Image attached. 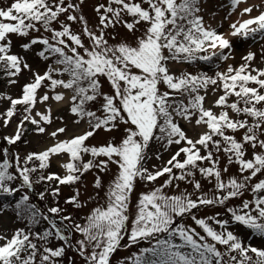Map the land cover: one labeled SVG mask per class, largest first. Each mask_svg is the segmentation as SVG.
<instances>
[{
  "label": "snow or ice",
  "instance_id": "1",
  "mask_svg": "<svg viewBox=\"0 0 264 264\" xmlns=\"http://www.w3.org/2000/svg\"><path fill=\"white\" fill-rule=\"evenodd\" d=\"M83 3L13 0L6 8L0 7V73L10 85L17 84L25 70L32 73L19 97L0 95V100L9 102L0 112L3 127L23 109L14 133L2 140L8 146L22 142L26 124L33 125L38 135L44 134L43 125L53 121L49 101L56 105L67 102L73 123L83 121L87 126L82 133L23 158L10 147L0 148V198L21 193L14 204L0 203V214L11 208L18 220L27 221L25 228H17L10 237L0 234V264H64L69 250L83 264H110L125 236L126 247L149 243L133 254L131 264H264V248L246 245L229 230L233 224L239 225L264 239V178H260L264 176V68L253 66L256 54L251 51L242 57L243 64H228L213 76L204 72L177 75L170 68L173 62L232 59L229 36L264 40V0L241 9L227 33L218 31L222 23L213 26L215 12L210 20L205 19L202 13L207 0H105L94 8L98 17L94 27L82 14ZM242 3L247 0H230L228 16ZM254 10L259 14L251 15ZM73 24L81 25L80 30L74 31ZM117 26L133 39L117 40ZM13 36L29 38L20 45L25 53L41 46L35 54L45 62L52 60L43 73L13 52ZM103 80L110 91L104 90ZM42 88L46 89L43 94ZM210 94L216 98L206 107ZM38 104L45 106L44 111L36 110ZM180 121L201 131L190 137ZM101 130H122V135L118 142L86 143ZM66 131L60 127L49 135L55 139ZM154 144L158 146L157 160L160 148L178 147L162 166L149 170L146 164ZM61 155L68 157L60 163L65 174H45L51 158ZM86 156L91 158L85 160ZM112 165L116 171L105 191V203L93 208L82 222L70 214L62 215L67 209L59 206L58 199L47 213L59 217V224L30 203L28 190L34 183L49 185L39 199L46 195L58 198L60 185H75L94 169L109 172ZM232 165L237 166L238 174L225 179ZM36 173L40 175L34 181ZM165 176L162 184L140 194L135 214L130 215L136 182L154 184ZM197 176L211 185L208 191ZM180 183L191 185L192 191H165L179 189ZM94 187H104L99 175ZM249 191L251 199H243L235 207L228 205ZM64 203L75 209L86 206L80 201L79 189ZM209 207H223L228 219H220L219 212L197 217L196 212ZM186 216L203 235L182 222ZM41 221L49 226L37 230ZM73 234L79 237L74 248ZM53 241L59 243L53 245Z\"/></svg>",
  "mask_w": 264,
  "mask_h": 264
},
{
  "label": "rangeland",
  "instance_id": "2",
  "mask_svg": "<svg viewBox=\"0 0 264 264\" xmlns=\"http://www.w3.org/2000/svg\"><path fill=\"white\" fill-rule=\"evenodd\" d=\"M13 0H0V7H7L9 6ZM105 0H84V3L81 5L82 8V14L87 19L88 24L90 27H94L98 23V17L97 14L94 11V8L99 3H103ZM210 2L214 3H220L221 5L213 9L210 13L204 12L202 13L205 16L206 20H210V14L212 12L216 13L215 19H211V22L213 23V26L216 24L222 23V26L219 27L218 31L225 32V30H230L229 25L231 22L235 21L237 18H233V16H228L230 12V0H210ZM227 17V19L225 18ZM63 19V17H61ZM72 28L74 31H79L81 28V25L79 24H73ZM141 31L143 30V25L140 26ZM111 31V30H109ZM116 34H117V40L127 38L128 40L133 39L126 31V29L121 28L117 26L116 28ZM38 33H32V36H37ZM47 35V33H45ZM139 35V33H137ZM29 38H21L13 36V52L22 55L25 57L27 62L32 66L34 70H39L41 73L45 70L47 64H51L52 60H49L47 62L40 59L35 53L39 50H41V46H34V50L25 53L20 48V45L23 43H26ZM87 43V41H85ZM115 42V41H110ZM231 43L233 44V51L231 53L232 59H229L226 62L219 63L217 61H213L211 63L201 62L197 61L195 63H175L173 62L170 64L171 71L175 74H180L182 72L192 73V74H198L201 72L207 73L209 76H213L216 71H223L226 69L228 64L233 65L234 67H238L239 65L243 64L245 61L242 59L243 56L247 55L249 51L254 52L256 54V59L253 61V66L264 68V55H262V46H264V40L257 39L256 41H253L252 39H242L240 37H233V40H231ZM228 51V50H225ZM218 65V66H217ZM64 79H67V76L63 77ZM32 79V73L25 70L20 77L18 78V83L15 85H10L8 83V78L5 76V84L0 87V95H11L13 98L19 97L22 94V86L28 82H30ZM104 90L110 91V86L107 83L106 80L102 81ZM59 90V89H58ZM46 91V89H41V94ZM220 93H217L216 95H219ZM216 98L214 95H209L205 106L210 107L212 104V101ZM65 103V102H64ZM49 104L52 107V116L53 121L50 125H43L47 131L44 134H37L33 129L34 126L31 124H26V132L24 136L22 137V142H19L17 145L14 146H8L6 142L2 140V137L11 135L14 133L17 127V123L19 119L21 118L23 114V109L20 108V111L18 112L17 116L13 117L12 121L10 122L8 127L2 126V121H0V148L3 147H10V150L12 153H19L21 158H23L27 153L29 152H41L45 150L46 148L52 146L54 143L57 142V140H65L71 138L73 135L80 134L83 131L86 130V124L82 121L80 125H76L73 123L74 117L69 113V105L63 106V103L61 105H56L55 103L49 101ZM9 107V102L7 100H0V112H3ZM44 105H37L36 110L44 111ZM35 112V110H34ZM33 112V114H34ZM62 118V119H60ZM181 126L184 128V130L188 133L190 137L195 138L197 132L201 131V129H193L189 125H187L185 122L180 121ZM60 127H66L67 131L63 134H60L57 138H52L49 133L55 131L56 129ZM122 130L121 131H113L111 133L104 132L103 130L97 132V134L90 138L88 143L89 145H102L107 143L109 140H114V142H118L121 138ZM26 141L27 143H25ZM178 146L173 145L168 151H164L162 148L159 149L161 152V158L157 160L155 158V153L158 150L157 145H152L150 149V155L151 159L147 161L146 166L149 168V170H154L153 166H156L159 168L162 166L168 159H170L171 155L175 152ZM250 151V150H249ZM91 157L86 156L85 160L90 159ZM68 157L66 155L61 156H53L51 158V166L45 170V174L47 173H56L61 176L65 174L64 169L60 167L61 162H67ZM224 166V162L222 161L221 167ZM116 168L114 165L111 166V171L105 172V173H99L97 170H92L88 173H85L84 176L81 178V181L75 185H60V196L53 197L51 195H46L45 199L41 200L39 199V193L42 191H45L46 188L49 187V185L44 183H34L33 189L28 190L30 194V203L36 205V207L39 210H42L43 213L48 214L50 218L55 219L56 222L59 224V217H51V214L47 213V209L49 207L57 206V199L59 200V206L61 208L67 209L66 212L62 213V215H71L74 220L78 222H82L83 219L90 213V211L95 208L98 205H103L105 203V191L107 189L108 184L111 182L113 178V174L115 173ZM237 166L232 165L230 166V171L228 174H226L225 179H227L228 176L231 175H237ZM40 175V173L33 174V180L35 181L37 176ZM96 175H99L101 177L102 183L104 187L101 189H96L94 187V181ZM260 178H264V176H261ZM166 179L165 177L159 178L154 184H148L143 181H137L135 190L131 194L130 199V215L135 214L136 211V203L141 193L149 192L153 187L159 186L164 182ZM197 179H201V182L203 184V190L208 191L211 188V185H209L206 181H203L202 178L197 176ZM256 181L254 180L253 183ZM56 182H51V186H55ZM187 188L189 192L192 191L191 185H187L184 183H180L179 189L174 188H168L165 189L166 192L169 194H179L180 191ZM75 189H79L80 191V201L84 203L86 206L82 209H75L71 205H66L64 203L65 199L69 198L74 194ZM21 193H17V195L13 198V201L11 204H14L20 197ZM195 198V197H193ZM252 195L249 192H245L244 196L240 199H234L232 201L228 202V205L230 207H235L240 205L241 200L243 199H251ZM0 203H7L4 200H0ZM221 213L220 219H228V215L225 212V209L223 207H209V208H202L198 212H196V215L198 218H205L208 216L215 215V213ZM185 225H189L192 227H196V225L193 223V221L189 217L183 218L182 221ZM27 221H21L18 220L15 213L9 208L7 211H5L3 214H0V234H6L9 237L13 234V232L17 228H25ZM68 223V222H64ZM210 224H212L211 221H209ZM48 223L46 221H41L40 225H37V230H43L44 228L48 227ZM213 227L219 228L212 224ZM128 228H131V221H129ZM196 230L198 232H201V235H203V232L196 227ZM229 230L233 231L235 234H237L244 243L251 244L253 247L257 248H264V239H261L259 237H256L254 235H250L249 230L245 229L242 226L233 224ZM77 234H73L72 240H73V248L75 247V241L78 239ZM53 245H57L58 241H53ZM128 237L125 236V238L121 241V246L115 251L111 257L110 264H131V258L133 257V254H139L140 250L142 248L148 247L149 243L147 242H140L139 244L131 245V246H125L128 245ZM223 251V249L221 248ZM249 255H252L249 253ZM69 258L72 259V264H83L82 259L77 255L73 250H69L67 252L66 257L64 258V264H69Z\"/></svg>",
  "mask_w": 264,
  "mask_h": 264
},
{
  "label": "bare ground",
  "instance_id": "3",
  "mask_svg": "<svg viewBox=\"0 0 264 264\" xmlns=\"http://www.w3.org/2000/svg\"><path fill=\"white\" fill-rule=\"evenodd\" d=\"M260 3H261V0H247V3H242L241 5H239L237 11L232 13L233 18H239V11L241 9H243L244 7H248L250 4H260ZM220 5H221L220 3L216 4V3L210 2V0H208L207 3L204 5L205 12L207 11V13H210L213 9L218 8ZM216 6H218V7H216ZM258 14L259 13L256 10H254L251 15L255 16ZM243 18L247 19L248 16H244ZM229 31L230 30L227 29V30H225L224 33H227ZM228 38L230 41L233 40V37H231V36H229ZM63 106H68V103L67 102L63 103Z\"/></svg>",
  "mask_w": 264,
  "mask_h": 264
},
{
  "label": "trees",
  "instance_id": "4",
  "mask_svg": "<svg viewBox=\"0 0 264 264\" xmlns=\"http://www.w3.org/2000/svg\"><path fill=\"white\" fill-rule=\"evenodd\" d=\"M5 81V75L3 73H0V86L4 83ZM3 199L5 202L7 201V203H12L13 198L12 197H7V198H0Z\"/></svg>",
  "mask_w": 264,
  "mask_h": 264
}]
</instances>
